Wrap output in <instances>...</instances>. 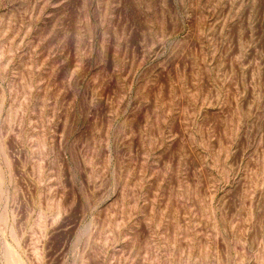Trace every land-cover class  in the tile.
Returning <instances> with one entry per match:
<instances>
[{
  "label": "rangeland",
  "instance_id": "1",
  "mask_svg": "<svg viewBox=\"0 0 264 264\" xmlns=\"http://www.w3.org/2000/svg\"><path fill=\"white\" fill-rule=\"evenodd\" d=\"M0 264H264V0H0Z\"/></svg>",
  "mask_w": 264,
  "mask_h": 264
}]
</instances>
